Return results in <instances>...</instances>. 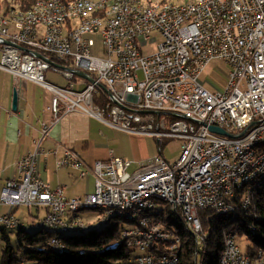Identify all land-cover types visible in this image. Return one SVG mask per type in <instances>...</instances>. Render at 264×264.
Returning <instances> with one entry per match:
<instances>
[{
	"label": "built area",
	"instance_id": "built-area-1",
	"mask_svg": "<svg viewBox=\"0 0 264 264\" xmlns=\"http://www.w3.org/2000/svg\"><path fill=\"white\" fill-rule=\"evenodd\" d=\"M69 1H76V10L63 9V2ZM3 6L10 12L21 9ZM85 8H95V15L83 18ZM66 16H77L76 26L61 25ZM98 33L103 48L96 54L93 35ZM154 41L156 48L146 52L144 47ZM0 47V68L55 92L51 124H42L37 148L17 162L0 195L1 203L10 207L45 208L38 224L84 228L88 224L80 212L69 218L70 208L77 203L106 201L107 213L99 212L103 219L116 205L133 203L136 211L137 201L146 193H163L173 197L176 212L191 224L196 240H201L198 212L236 208L234 186L251 172L245 162L255 161L257 170L264 172L258 168L264 151H257L254 158H239V151L251 139L264 137V0H175L163 3L160 11H153L144 0H56L55 6L36 10L35 17L25 18L24 23L0 17ZM215 59L231 68L225 90H210L199 80ZM50 69L68 80L67 85L48 81L45 74ZM77 70L97 81L77 75ZM103 92L107 99L98 102L96 97H103ZM78 110L119 129L155 136L159 145L165 138H182V153L174 162L154 155L130 171L133 161L127 157L112 155L89 167L77 151L67 148L57 168L71 167L80 177L95 175L94 192L68 198L63 187L53 188L38 176L37 159L51 126ZM209 125L231 136L214 132ZM223 176H230V183H223ZM218 185H227L226 196H218ZM241 203L245 207L244 193ZM142 214L144 223H152V230L127 225L122 231L124 240L127 231L153 235V242L134 243L142 256H134L133 263L176 262L177 239L163 246V256L145 254V246L160 245V238L173 236L161 220H148ZM0 224L23 225L12 212L0 215ZM229 242L227 264H241L240 246L236 239ZM48 244L65 246L54 239ZM253 259L254 264L256 259L264 263V252Z\"/></svg>",
	"mask_w": 264,
	"mask_h": 264
},
{
	"label": "trees",
	"instance_id": "trees-1",
	"mask_svg": "<svg viewBox=\"0 0 264 264\" xmlns=\"http://www.w3.org/2000/svg\"><path fill=\"white\" fill-rule=\"evenodd\" d=\"M13 4L26 8L30 2L16 0ZM50 57L58 61L53 55ZM242 194V189L237 191L234 199L236 208L233 211L221 213L206 208L198 212L203 230L208 232L206 246L201 251H197L195 236L186 229L183 217L166 204H160L154 218L161 220L180 239L176 248L178 256L176 264H197L198 262L220 264L224 237L228 232L238 236H248L255 245L249 252L251 255L257 248H264V183L256 188L249 207L245 208L242 205ZM131 223L128 219L115 215L108 222L103 223L105 225L102 228L95 225L87 229L86 225L84 228H79L81 229L79 232L70 234H62L40 226L37 231L30 232L23 224L17 227L19 249L23 252L21 258L14 255L10 237L5 231L6 227H3L1 239L5 242V247L2 250V264H25L26 261L34 264H134L132 259L136 255V250L129 247L122 236L123 229ZM53 236H59L62 239L66 246L65 250H57L48 245L49 239ZM175 239L176 236L171 237L166 243L173 245ZM161 248L163 249V246Z\"/></svg>",
	"mask_w": 264,
	"mask_h": 264
},
{
	"label": "crops",
	"instance_id": "crops-1",
	"mask_svg": "<svg viewBox=\"0 0 264 264\" xmlns=\"http://www.w3.org/2000/svg\"><path fill=\"white\" fill-rule=\"evenodd\" d=\"M1 57L0 47V59ZM67 83L68 80L65 84H56L64 87ZM15 90L18 93V104L14 110ZM54 95L55 92L44 84L27 78H16L11 72L0 68V195L6 181L15 171L17 162L37 148L42 124H51L53 113L50 106ZM99 122L105 123L84 111L68 113L51 126L48 136L41 142L42 152L38 154L37 159L38 176L53 188L63 187L68 198H79L81 195L94 192L95 175L91 172L85 177H80L78 171L71 167L57 168V161L62 157L65 149L77 151L89 167H94L96 161H108L112 155L128 158L126 152L121 154L112 147L110 151L106 149L103 141L110 138V132L106 135L107 127L105 130L101 129ZM123 134L128 136L126 133ZM100 135L104 136L100 137ZM144 142H146L145 156H147L145 159L157 155L154 153L150 135L144 137ZM161 148L162 144L159 145V149ZM46 150L50 152L45 154ZM129 159L133 161L131 156ZM81 179H86L87 184L83 194L75 190ZM14 208L0 201V215L12 212L25 224L26 214L21 216ZM29 214L33 217L38 215L32 210Z\"/></svg>",
	"mask_w": 264,
	"mask_h": 264
},
{
	"label": "bare ground",
	"instance_id": "bare-ground-1",
	"mask_svg": "<svg viewBox=\"0 0 264 264\" xmlns=\"http://www.w3.org/2000/svg\"><path fill=\"white\" fill-rule=\"evenodd\" d=\"M16 0H7L6 5L9 7H18L13 4ZM26 2H30L29 6L26 8H21L20 11L10 12V9L2 6L0 8V17L10 16V20H13L15 23H24L25 18L35 17L36 10L45 9L50 6H55L56 0H24ZM175 0H144V4L152 5L153 11H160L163 8V3L174 4ZM187 2H194L199 0H182ZM22 5V4H21ZM64 10H76V1L63 2ZM95 15V8H85L83 9V18H92ZM77 16H66L65 18H61V25L66 26H76ZM93 78L95 76H92ZM86 79V78H85ZM95 79V78H94ZM88 80V79H87ZM96 80V79H95ZM90 81V80H88ZM97 81V80H96ZM91 82V81H90ZM93 83V82H92ZM84 86V82L82 83ZM103 97H96L98 102L104 103L107 99L106 92L101 93ZM101 120V119H99ZM104 122L103 120H101ZM106 123V122H105ZM109 124V123H107ZM110 125V124H109ZM112 126V125H111ZM114 127V126H113ZM117 128V127H115ZM119 129V128H118ZM122 130V129H121ZM125 131V130H123ZM129 132V131H126ZM133 133V132H130ZM257 151H264V137L263 138H253L251 139L247 146L239 151V158H254L256 157ZM182 153V150H181ZM258 168H264V156H261L258 159ZM245 169L249 172L247 176L243 177L239 182H237L234 186V196L238 190L242 189L244 193V203L245 208L249 207L251 204V200L253 198L254 192L256 188L264 183V172L257 170V163L255 161H247L245 162ZM223 183H230V176H223ZM227 185H218V196H226ZM243 195V194H242ZM156 204V206H154ZM160 204H166L171 210L176 211V203L173 201V197L168 196L163 193H146L145 197L141 198L137 201L136 211L133 210V203H126L125 205H116L110 210V214H104V218L100 219L101 223L108 222L111 217L118 215L122 216L128 221H131L129 226H136L137 230H152V223H144V214L145 219L148 220H156L154 218V214L157 213L158 207ZM97 209L100 213H107V203L104 200H88L85 202L77 203L75 208H70L69 210V218H76L77 212H81L84 209ZM234 208H226V210L221 213H226L228 211H233ZM185 221L186 229L190 230L193 234L194 231L191 228V224L187 222V220L183 217ZM163 223V222H162ZM164 224V223H163ZM6 228H17L21 225L9 227L7 224H2ZM40 227L50 228L55 231L65 232L70 230H76L79 228H56L50 224H38ZM254 230V228H252ZM171 236H176L178 242L180 239L177 237L176 233L171 231ZM195 243L197 251H201L206 246V239L208 238V232L203 230L201 240H196ZM236 234L233 232H228L224 237V248L220 256V264H227L226 254L230 250V239H236ZM50 239L56 240V243L64 244L62 239L59 236H53ZM168 238H160V245H147L145 246V254H151V256H163V249L161 246H169L166 241ZM125 241L127 245L131 248H134V243H143V242H153V235H145L138 234L135 231H127L125 236ZM54 249L57 250H65L66 246H60L56 244H48ZM139 251L135 256H142V249H135ZM262 252H264V248H257L254 254L244 253L242 250L240 252V263L241 264H254L253 256H262ZM178 261V256L176 253V262ZM174 261H145L141 264H176ZM197 264H202L198 262ZM256 264H264L263 259H256Z\"/></svg>",
	"mask_w": 264,
	"mask_h": 264
},
{
	"label": "rangeland",
	"instance_id": "rangeland-1",
	"mask_svg": "<svg viewBox=\"0 0 264 264\" xmlns=\"http://www.w3.org/2000/svg\"><path fill=\"white\" fill-rule=\"evenodd\" d=\"M6 3L5 0L1 1V7ZM95 38V50L96 54H99V51L103 48L102 44V36L100 33L93 35ZM156 48V42H151L150 44L147 43V45L144 47V50L146 52H151ZM230 66L222 59H215L209 63V65L205 68V70L201 73L199 80L200 82L205 85L210 90H225L228 85L229 75H230ZM46 79L48 81L58 83V84H65L66 79L58 75L53 70H48L45 74ZM101 125V129L105 130V127H107L106 135L108 132H110V138L104 139L103 143L106 144V149L108 151L112 150L111 147L120 152L121 154L123 152H126L128 158L131 156L133 159V165L130 168V171H134L137 168H140L141 164L146 161L147 156L146 155V142H144V137L149 135H142V134H136V133H130L123 131L121 129L115 128L113 126L103 124L99 122ZM123 133L128 134V136H125ZM104 135H100V137H103ZM162 148L159 150V140L155 136H151V144L154 148V153L159 154L168 161L174 162L177 160L181 154L182 150V143L183 139L179 137L174 138H165L162 140ZM150 144V142H149ZM137 161H135V160ZM136 163H135V162ZM87 184L86 179H81L76 185L75 190L83 192L86 190ZM88 192V191H87ZM86 192V193H87ZM88 194V193H87ZM85 195H81V198L85 197ZM12 208V207H11ZM15 212H19V215L25 216L24 223L25 227L30 232H35L39 229L38 227V219L42 218L45 214L46 209L40 208V211L37 212V207H28L27 205H22L20 207H15ZM30 210L34 211V213H37L39 217H33L31 216ZM36 215V214H35ZM80 217L88 224L86 226L87 229L91 228L90 226L98 225L99 228L104 227L105 224L100 222L99 219V212L95 209H86L80 212ZM21 220V219H20ZM22 221V220H21ZM128 225V224H127ZM2 229L3 225H0V264H2V250L5 247V242L1 239L2 236ZM81 229L77 230H70L62 232V234H70L74 232H79ZM6 233L10 237V243L14 249V255L17 258H21L23 256V252L19 249V240L17 237V231L18 228H6ZM236 242L240 246L241 250L244 253L251 252L255 245L253 241L246 235L242 236H236ZM139 251H136V254H138ZM26 261V260H25ZM25 263L33 264L31 261H26ZM15 264V263H14Z\"/></svg>",
	"mask_w": 264,
	"mask_h": 264
},
{
	"label": "water",
	"instance_id": "water-1",
	"mask_svg": "<svg viewBox=\"0 0 264 264\" xmlns=\"http://www.w3.org/2000/svg\"><path fill=\"white\" fill-rule=\"evenodd\" d=\"M12 44H14V45H18V44L13 43V42H12ZM34 54H35L36 56H38V57L43 58L44 60H46L47 62H49V63H51V64H53V65H55V66H58V67H62V68H63V66L59 65L58 63H56L55 61H53L52 59H50V58L47 57L46 55H43L42 53H39V52H37V51H34ZM75 73H76L77 75H79V76H82V77H84V78L90 80V81L93 82V83L96 82V80H95L90 74H88V73H86V72H84V71L77 70V71H75ZM114 102L119 103L116 99H114ZM17 104H18V93H17V91L15 90V91H14V96H13V109H14V110L17 108ZM209 129L212 130V131H214V132L220 133V134L230 135V136H231V134H230L229 132H227L225 129L220 128V127H216V126H213V125H209Z\"/></svg>",
	"mask_w": 264,
	"mask_h": 264
}]
</instances>
